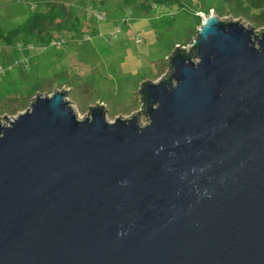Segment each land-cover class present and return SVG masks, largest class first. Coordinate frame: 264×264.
Here are the masks:
<instances>
[{
	"label": "water",
	"instance_id": "obj_1",
	"mask_svg": "<svg viewBox=\"0 0 264 264\" xmlns=\"http://www.w3.org/2000/svg\"><path fill=\"white\" fill-rule=\"evenodd\" d=\"M201 14L139 112L4 115L0 264H264V28Z\"/></svg>",
	"mask_w": 264,
	"mask_h": 264
},
{
	"label": "rangeland",
	"instance_id": "obj_2",
	"mask_svg": "<svg viewBox=\"0 0 264 264\" xmlns=\"http://www.w3.org/2000/svg\"><path fill=\"white\" fill-rule=\"evenodd\" d=\"M21 1L27 4L29 0ZM34 1L37 2L27 7L16 0H0V25L3 28L18 25L38 4L51 0ZM55 1L78 4L90 18L99 21L95 20L94 25L86 22L80 34L69 33L63 46L43 49L44 55L50 52L55 55V66L58 67L53 71L56 74L48 80H45L43 61L30 67L6 66L5 51L9 47H2V65L7 69L0 76V120L3 122L6 121L5 114L12 118L25 111L34 98L31 97L33 93L49 82L70 83L69 98L81 117L87 115L90 106H96L97 102L103 104L111 120L139 112L143 106L139 93L141 82L166 74L169 69L167 57L173 54L177 45L187 49L197 37L203 20L199 11L207 16L213 10L221 19L231 17L257 30L264 28V0H107L97 8L104 12L103 19H97L96 9L89 7L94 0ZM9 3L12 8L6 5ZM33 45L39 47L35 44L27 47ZM70 49L73 62L70 57L65 58ZM38 69L40 78L34 75ZM141 116L146 120L145 114Z\"/></svg>",
	"mask_w": 264,
	"mask_h": 264
},
{
	"label": "trees",
	"instance_id": "obj_3",
	"mask_svg": "<svg viewBox=\"0 0 264 264\" xmlns=\"http://www.w3.org/2000/svg\"><path fill=\"white\" fill-rule=\"evenodd\" d=\"M128 1L133 2L134 0ZM106 2L107 0H94L92 5L89 4V7L94 10L102 7ZM29 14L30 16L24 22L13 27L3 28L0 25V43L4 46L16 45L19 42L49 45L54 40L66 38L69 33L80 34L84 31L83 26L86 22H89V25H94L96 20L90 18L84 8L78 4L55 0L38 4L36 9Z\"/></svg>",
	"mask_w": 264,
	"mask_h": 264
},
{
	"label": "crops",
	"instance_id": "obj_4",
	"mask_svg": "<svg viewBox=\"0 0 264 264\" xmlns=\"http://www.w3.org/2000/svg\"><path fill=\"white\" fill-rule=\"evenodd\" d=\"M139 1L142 2V0H139ZM16 2L19 3V4H26V3H23V1L16 0ZM32 2H37V1L29 0L28 3L26 4L27 7H29ZM39 2L40 1H38V3ZM6 5H8V6L10 5V8H12V4L11 3L6 4ZM199 12H201V11H199ZM27 43H29V44H27ZM31 44H32L31 42H25V43L24 42H19L16 45L7 46L9 48L5 51L6 54H5L4 64H6V66L10 65V68H12L13 66H20V65H24V66L30 67L31 65H39V63L41 61H43L45 63V65H46V71H45V76L46 77H45V80H48L52 74H56L53 71L57 70L58 67L55 66V60H54L55 55L52 56L51 52L49 54H47V55H44L45 53H43L44 52L43 49L44 50L45 49L48 50L50 48H53V46H56V45H53L52 43H50L49 45H38V44L33 42V44L38 45L39 47H36L34 45L32 47H30V48L27 47V45H31ZM48 46H49V48H48ZM2 47H4V44L0 43V53L3 52ZM40 47H42V48H40ZM71 55H73V51L70 49L67 52L65 58H68ZM16 60L20 61L18 65H14V62ZM22 60H26L27 63L24 64L22 62ZM73 60H74V58H71V62H73ZM1 65H2V59H1ZM168 65H169V63H168ZM34 75L36 77L40 78L39 69L34 71ZM157 79H152V80H157ZM144 81H146V80H144ZM144 81H142L141 83H143ZM58 88L59 89H65L68 92H70L72 90L70 83L68 84V83L65 82V83H62V84L58 85L55 82H49V83H47L45 85L42 84L41 90H37L35 93H33V95L31 97L35 96L37 93H51V91L53 92V91H55V89H58ZM69 96H70V94H69Z\"/></svg>",
	"mask_w": 264,
	"mask_h": 264
},
{
	"label": "built area",
	"instance_id": "obj_5",
	"mask_svg": "<svg viewBox=\"0 0 264 264\" xmlns=\"http://www.w3.org/2000/svg\"><path fill=\"white\" fill-rule=\"evenodd\" d=\"M200 14H201V12H199ZM95 15H96V18L97 19H103V17H104V12L103 11H101V10H97L96 9V12H95ZM97 21H99V20H97ZM138 40H140V39H138ZM65 42H66V40L63 38V39H57V40H54L53 42H52V44L53 45H56V46H58V47H61V46H63L64 44H65ZM1 55H0V76L1 75H3L6 71H7V69L4 67V66H2L1 65ZM169 59V58H168ZM19 60H16L15 62H14V65H18L19 64ZM22 62L25 64V63H27L26 62V60H22ZM143 113V111H141L140 112V114H142ZM144 114V113H143ZM144 118H146L145 116H144Z\"/></svg>",
	"mask_w": 264,
	"mask_h": 264
},
{
	"label": "clouds",
	"instance_id": "obj_6",
	"mask_svg": "<svg viewBox=\"0 0 264 264\" xmlns=\"http://www.w3.org/2000/svg\"><path fill=\"white\" fill-rule=\"evenodd\" d=\"M200 16V15H199Z\"/></svg>",
	"mask_w": 264,
	"mask_h": 264
}]
</instances>
